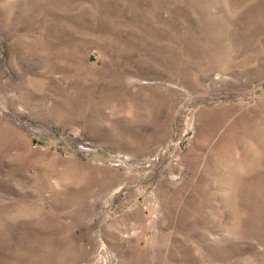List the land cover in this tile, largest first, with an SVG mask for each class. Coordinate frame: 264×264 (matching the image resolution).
<instances>
[{
    "label": "rangeland",
    "instance_id": "rangeland-1",
    "mask_svg": "<svg viewBox=\"0 0 264 264\" xmlns=\"http://www.w3.org/2000/svg\"><path fill=\"white\" fill-rule=\"evenodd\" d=\"M0 264H264V0H0Z\"/></svg>",
    "mask_w": 264,
    "mask_h": 264
}]
</instances>
